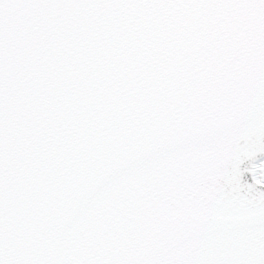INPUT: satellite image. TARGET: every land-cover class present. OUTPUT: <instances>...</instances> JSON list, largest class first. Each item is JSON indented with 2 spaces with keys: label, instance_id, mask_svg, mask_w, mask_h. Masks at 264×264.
<instances>
[{
  "label": "snow or ice",
  "instance_id": "1",
  "mask_svg": "<svg viewBox=\"0 0 264 264\" xmlns=\"http://www.w3.org/2000/svg\"><path fill=\"white\" fill-rule=\"evenodd\" d=\"M0 264H264V0H0Z\"/></svg>",
  "mask_w": 264,
  "mask_h": 264
},
{
  "label": "water",
  "instance_id": "2",
  "mask_svg": "<svg viewBox=\"0 0 264 264\" xmlns=\"http://www.w3.org/2000/svg\"><path fill=\"white\" fill-rule=\"evenodd\" d=\"M249 182H251V177H250V175H246V177H245Z\"/></svg>",
  "mask_w": 264,
  "mask_h": 264
}]
</instances>
